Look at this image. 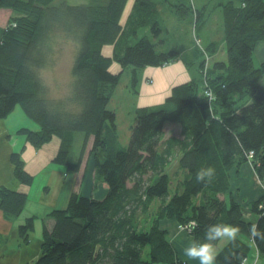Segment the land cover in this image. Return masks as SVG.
Masks as SVG:
<instances>
[{"label":"trees","instance_id":"16d2710c","mask_svg":"<svg viewBox=\"0 0 264 264\" xmlns=\"http://www.w3.org/2000/svg\"><path fill=\"white\" fill-rule=\"evenodd\" d=\"M52 1L0 0V8L20 14L11 16L0 30V118L20 103L39 128L19 131L36 147L57 134L60 145L54 159L68 169L78 168L72 162L71 144L77 131L84 132L82 153L91 141L95 175L107 184V193L97 198L74 191L65 208L53 209L49 215L54 225L44 227L42 253L33 264H187L161 227L163 218L187 226L194 241H203L209 225L238 226L242 235L217 251L215 264H248V237L264 253V209L258 207L264 196L251 204L253 211L261 213L255 222L243 217L234 196L229 202L223 196L230 187V170L249 160L251 151L253 167L264 185V63L254 62L257 43L264 40V0L221 3L227 58L212 65L209 82L215 97L210 100L195 79L175 84L159 107H136L130 141L123 146L116 113L108 108L122 70L112 71L111 61L142 67L179 58L178 49L156 47L154 39L165 31L161 6L185 18L193 14L191 3L134 0L123 25L128 0H91L61 7L51 5ZM195 13L200 21L201 12ZM53 20L66 22L67 30L79 39L72 68L77 104L70 101L69 108L67 100L52 101L44 94L40 75L45 35L54 28ZM142 27L149 30L140 31ZM107 43H114L112 56L103 53ZM168 121L180 124L182 136L162 139ZM179 154L185 175L171 193L165 165ZM12 161L16 176L31 184L33 175L17 153ZM202 167L215 169L210 182L197 181ZM154 198L162 201L145 222ZM27 200L26 191L0 188V207L10 214H20ZM33 220L29 217L20 226L23 235L33 227Z\"/></svg>","mask_w":264,"mask_h":264},{"label":"rangeland","instance_id":"374dc122","mask_svg":"<svg viewBox=\"0 0 264 264\" xmlns=\"http://www.w3.org/2000/svg\"><path fill=\"white\" fill-rule=\"evenodd\" d=\"M90 1L91 0H53L50 4L55 7H61L64 5L89 3ZM170 1L175 2L174 0ZM184 1L187 3L190 2L193 8V14L185 18H178L167 5L164 6L162 4L161 22L165 25V31L160 39H154L158 42L156 45L158 50L178 49L180 51L179 58L163 65H146L142 67H134L132 65L122 67L119 61L115 59L111 61L110 69L112 71L118 72L122 70L120 81L118 84L114 85L108 103V108L114 110L116 113V123L121 145H127L130 141L131 126L134 123L136 107L140 105L159 107L164 103L166 96L171 93V89L175 84L190 79L197 80L201 85V90L204 91V86L207 83L211 86L209 77L212 75L211 70L213 63L219 60H226L227 58L221 3L228 0ZM234 1L239 2L240 0ZM133 2L134 0L127 1L121 19L123 25L126 24L133 7ZM195 11L198 13L201 12L200 21H196ZM8 15L10 16L7 20L13 15L20 16V14L18 15L14 11H9ZM53 21L55 23L54 28L49 30V35H45V42L47 45L45 48L46 53L43 57V67L40 69V75L43 87L46 89L44 94L52 101L54 99L67 100L66 107L69 108L73 106L70 101L76 103V99L73 98L75 79L72 68L77 49L79 48V39L67 30L66 25L68 24L66 22ZM143 29L149 30L148 27H142L140 31ZM213 42H215L216 45L209 47ZM113 52L114 43H107L103 46V53L105 55L112 56ZM254 62L256 66L264 63V60L260 61L259 53L256 48L254 50ZM134 76L136 77V81ZM16 108H18V110H23L20 103ZM16 108L12 113L8 114L6 118L11 117L15 113ZM172 135L182 136L181 126L176 122L168 121L164 125L162 139L165 140ZM84 138L85 133L82 131H77L74 134L71 144V148L73 149L72 162L78 168H72L71 170L77 172L76 174L79 176V182L81 179V189L83 188L84 191H89L85 186L89 187L91 183L90 179L94 176L93 173L95 171L93 168L92 153L90 151L92 147L91 141L87 143L82 153ZM46 144H49L48 148L52 149V151L59 149V136L55 134ZM179 157L180 154L173 156L165 165V171L170 177L171 193L174 192L177 183L182 180L185 175V171L179 167ZM99 181L101 180H99L98 177H93L94 186H96ZM226 200L229 202V197H227ZM161 201L160 198L153 199L144 216L145 222H148L152 214H155ZM181 229L186 231L187 234L183 232L181 237L176 238V244L173 243L167 231L168 239L174 245L180 259L187 264H199L198 260H190L184 255L185 247L194 240L189 234V229ZM227 241L226 238L219 240L214 245L216 252L223 247Z\"/></svg>","mask_w":264,"mask_h":264},{"label":"crops","instance_id":"0c3cea01","mask_svg":"<svg viewBox=\"0 0 264 264\" xmlns=\"http://www.w3.org/2000/svg\"><path fill=\"white\" fill-rule=\"evenodd\" d=\"M9 11L14 10L9 7L0 8V30L8 22ZM256 49L260 61H263L264 40L258 42ZM21 127L38 129L39 125L26 114L24 109L16 108L11 117L0 118V188L26 191L28 194L25 208L18 215L10 214L0 207V264H33L42 253L44 227L51 228L55 222L49 215L50 212L53 209L65 208L72 192L94 195L97 198H103L107 193V184L104 181L101 180L96 186L93 185L95 172L90 179L89 187L85 186L89 191L81 189V179L79 182L77 172L54 159L58 149L52 151L46 143L36 147L28 141L25 133L19 131ZM13 153L20 156L27 171L33 175L31 184L22 182L16 176L12 161ZM223 196L225 199L234 196L241 204L243 217L252 222L257 220L261 213L253 211L251 204L264 196V185L255 172L251 160L238 167L233 166L230 170V187ZM262 214L264 215V212ZM29 217H33L34 225L23 235L20 226ZM160 224L169 232L175 244L176 238L181 237L183 232L186 233L181 228L188 229L173 218H163ZM248 241L251 251L246 258L247 263L264 264V253L258 250L252 237H248Z\"/></svg>","mask_w":264,"mask_h":264},{"label":"clouds","instance_id":"9594fccd","mask_svg":"<svg viewBox=\"0 0 264 264\" xmlns=\"http://www.w3.org/2000/svg\"><path fill=\"white\" fill-rule=\"evenodd\" d=\"M215 173L212 167H202L196 173L197 181L210 182ZM196 225L193 224V227ZM187 227V226H186ZM255 230V229H253ZM240 229L231 224H212L206 228L203 241H192L184 249V255L190 260H198L199 264H215L217 252L213 241L227 239L235 241Z\"/></svg>","mask_w":264,"mask_h":264},{"label":"built area","instance_id":"2783aa9c","mask_svg":"<svg viewBox=\"0 0 264 264\" xmlns=\"http://www.w3.org/2000/svg\"><path fill=\"white\" fill-rule=\"evenodd\" d=\"M204 92H205V95L210 100H212L215 97V93H214L213 89L208 85V83L204 86ZM252 159H253V151H251L249 154V160H252ZM258 207L260 209H264V200L259 202Z\"/></svg>","mask_w":264,"mask_h":264}]
</instances>
